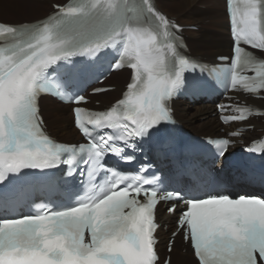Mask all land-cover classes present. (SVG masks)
I'll return each mask as SVG.
<instances>
[{
    "label": "snow or ice",
    "instance_id": "1",
    "mask_svg": "<svg viewBox=\"0 0 264 264\" xmlns=\"http://www.w3.org/2000/svg\"><path fill=\"white\" fill-rule=\"evenodd\" d=\"M227 7L233 50L216 68L181 51L180 26L155 0H71L46 20L0 22V213L25 203L35 209L0 214V264H171L161 261L154 236L165 205L176 217L172 236L190 243L197 264H264V198L200 194L151 170L163 171L160 163L176 151L170 101L188 87L186 72L264 99V58L241 47L264 54V0H227ZM105 64L129 68L130 83L109 110L94 113L80 106L88 101L77 88L103 75ZM50 81L77 105L85 143L46 134L38 100ZM221 108L235 112L225 122L254 114L240 102ZM211 143L218 157L230 146L227 138ZM251 150L264 152V143ZM78 176L87 177L83 194ZM52 191L70 193L69 202Z\"/></svg>",
    "mask_w": 264,
    "mask_h": 264
},
{
    "label": "bare ground",
    "instance_id": "2",
    "mask_svg": "<svg viewBox=\"0 0 264 264\" xmlns=\"http://www.w3.org/2000/svg\"><path fill=\"white\" fill-rule=\"evenodd\" d=\"M24 1L27 2L23 3L20 0H0V20H10V22L22 21L14 23L19 24L23 22L37 21L44 18L42 17V15H37L33 12H30V14H28V7H31V10L35 8L42 9V4L40 1ZM49 1L52 0H46V2ZM60 1L65 2L67 0ZM52 2V4L56 3L54 1ZM156 5L164 13H170L173 16H178L181 19L180 24L184 26L197 25L199 27L198 32H187V35H191V39H189L188 42L190 51L193 56L202 57L207 60L214 61L215 57L224 55V53H230L229 49L231 48V41L229 37L228 20L225 11V0H168L166 2L164 0H156ZM201 5H208L209 7L206 11H203L200 10ZM38 16H41L42 18L39 17V19H37ZM195 46L199 47L198 51H195ZM218 48L223 53L217 54ZM192 51L194 52V54ZM201 55H207L209 57H203ZM125 74L126 71L122 70L117 74H113L110 76L111 80L108 82V85L116 87V90L103 95L104 100H106L105 102L107 104L113 102L119 97L124 84L128 81L127 78L125 83L119 85L117 83H111L113 78L123 77ZM42 103L43 104L41 112L46 120L48 130L54 137L64 139L63 137L76 134L72 127L73 118L72 114L69 113L70 107H65L61 104H58L50 98H44L42 100ZM174 106V115L189 129H191L190 126L196 128V125L199 128H205L209 130V133L213 134L214 132H216L219 124L216 123V120L214 118H211L212 116L208 118H205L204 116V114L210 113V110L208 109L209 106H190L182 102L181 100H178ZM200 118L201 121H199ZM255 124L258 125L257 128H264V124L260 122ZM191 130L197 133L196 129ZM208 135L210 134H205L204 136ZM257 136L258 135L255 130L252 133V136L249 137V139L252 140L254 138H257ZM169 219L170 218H168V220ZM181 246V239L178 238L173 249L171 264H192L191 261L193 262V264H196L188 250L185 253L182 252V249L185 247L182 248Z\"/></svg>",
    "mask_w": 264,
    "mask_h": 264
},
{
    "label": "rangeland",
    "instance_id": "3",
    "mask_svg": "<svg viewBox=\"0 0 264 264\" xmlns=\"http://www.w3.org/2000/svg\"><path fill=\"white\" fill-rule=\"evenodd\" d=\"M21 2H23V3H26L24 0H20ZM52 1H54V2H56L57 4H63L64 3V1L63 2H61L60 0H52ZM52 1H49V2H46V1H44V2H41V6H42V9H38V8H35V9H30L31 7H28L29 9V11H28V14H30V12H33L34 14H37V15H42V17H45V16H47L50 12H52L53 11V9H52ZM165 2L166 1H168V0H164ZM66 2V1H65ZM56 3H54V4H56ZM208 5L206 6V5H201L200 6V10H203V11H206L207 9H208ZM51 9H52V11H51ZM31 10V11H30ZM42 10V11H41ZM44 13V14H43ZM169 16L171 15L170 13H167ZM39 17H41V16H38V18L37 19H39ZM41 17V18H42ZM170 17H174V18H176V20L179 22V23H181V19L178 17V16H173V15H171ZM26 18V17H25ZM28 20V19H27ZM26 20V21H27ZM180 20V21H179ZM1 22H6V23H18V22H22V21H11L10 22V20H5V19H1L0 20ZM194 26H197V25H194ZM194 32H198V31H194ZM190 33H193V32H190ZM189 39H191V35L189 34L188 35V40ZM219 44V43H218ZM220 44H224V43H220ZM194 49H195V51H198L199 50V47L198 46H195L194 47ZM230 50V49H229ZM193 52V51H192ZM214 52V51H213ZM220 53H223L222 51H220L219 50V48H218V52H217V54H220ZM193 54H194V52H193ZM225 54V53H224ZM201 56H205V57H209V56H207V55H201ZM211 58V57H210ZM127 78H128V72H126V74L123 76V77H119V78H113V80H112V82L111 83H117V84H119V85H122L123 83H125L126 82V80H127ZM116 80V81H115ZM191 108H194V107H191ZM195 108H197V107H195ZM69 113L71 114V110H70V108H69ZM209 115H211V112L209 113V114H204V116H205V118H208V117H211V116H209ZM211 118H213V117H211ZM215 119V118H214ZM216 120V119H215ZM199 121H201V118L199 119ZM47 122H48V120H47ZM216 123H217V120H216ZM191 127V129H196V131H197V133L198 134H212V133H209V131L207 130V129H205V128H199V127H197L196 125H195V127L196 128H194L193 126H190ZM193 127V128H192ZM201 130V131H200ZM207 130V131H206ZM203 131H206L205 133H203ZM67 135V134H66ZM65 135V136H66ZM58 138V137H57ZM64 139H61V138H58L59 140H61V141H66V138L65 137H63ZM68 141V140H67ZM191 263L193 264V262L191 261Z\"/></svg>",
    "mask_w": 264,
    "mask_h": 264
},
{
    "label": "trees",
    "instance_id": "4",
    "mask_svg": "<svg viewBox=\"0 0 264 264\" xmlns=\"http://www.w3.org/2000/svg\"><path fill=\"white\" fill-rule=\"evenodd\" d=\"M207 131V130H206ZM206 131H203V133H205ZM209 131V130H208ZM66 138V137H65ZM66 141H67V139H66Z\"/></svg>",
    "mask_w": 264,
    "mask_h": 264
}]
</instances>
